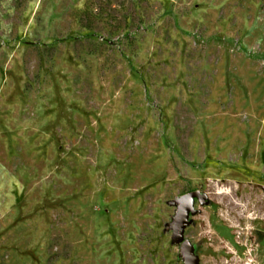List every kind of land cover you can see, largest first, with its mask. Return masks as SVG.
Returning <instances> with one entry per match:
<instances>
[{
    "label": "rangeland",
    "instance_id": "1",
    "mask_svg": "<svg viewBox=\"0 0 264 264\" xmlns=\"http://www.w3.org/2000/svg\"><path fill=\"white\" fill-rule=\"evenodd\" d=\"M264 264V0H0V264Z\"/></svg>",
    "mask_w": 264,
    "mask_h": 264
},
{
    "label": "water",
    "instance_id": "2",
    "mask_svg": "<svg viewBox=\"0 0 264 264\" xmlns=\"http://www.w3.org/2000/svg\"><path fill=\"white\" fill-rule=\"evenodd\" d=\"M200 195V191L193 189L187 191L177 199L179 207L174 218L173 234L177 239L181 240L180 250L182 251L184 264H198V256L194 251L190 239L184 238L182 233L187 217L194 209V201Z\"/></svg>",
    "mask_w": 264,
    "mask_h": 264
}]
</instances>
